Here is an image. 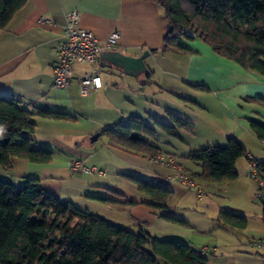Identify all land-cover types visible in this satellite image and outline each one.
Listing matches in <instances>:
<instances>
[{"label":"crops","instance_id":"0c3cea01","mask_svg":"<svg viewBox=\"0 0 264 264\" xmlns=\"http://www.w3.org/2000/svg\"><path fill=\"white\" fill-rule=\"evenodd\" d=\"M73 9L79 24L101 44L116 30L112 49L132 56L147 50V73L131 76L101 66L98 55L100 88L81 91L77 77L91 67L79 63L72 66L68 86L54 87L57 45L65 14ZM169 30L164 10L154 0H28L0 30V95L26 110L66 116L34 115L33 145L52 151L51 160L13 158L10 167L1 166L0 179L13 185L36 179L54 197L111 224L132 231L140 224L159 240L187 243L207 256V264H264L260 182L252 177L248 160H264V142L250 127L251 121L264 125V76L215 54L197 37L180 38L179 50H161ZM132 116L153 131L141 134L145 141L173 156L195 186L169 181L174 169L152 163L148 153L114 145L102 134ZM176 118L184 123L176 126ZM95 133L97 139L90 140ZM230 136L248 151V157L235 161L237 177L223 183L193 177L202 168L188 159L189 152L225 147ZM74 160L103 174L71 172ZM132 178L167 186L172 195L164 207L148 205ZM221 210L247 216L246 227L220 222ZM198 238L205 239L203 245H196Z\"/></svg>","mask_w":264,"mask_h":264},{"label":"trees","instance_id":"16d2710c","mask_svg":"<svg viewBox=\"0 0 264 264\" xmlns=\"http://www.w3.org/2000/svg\"><path fill=\"white\" fill-rule=\"evenodd\" d=\"M28 0H0V30ZM170 25L161 50H179L177 41L197 37L213 52L264 76V0H154ZM155 52V49L152 50ZM34 115L62 118L65 114L44 109L26 110L11 98L0 95V166L8 168L13 158L47 163L52 151L35 148L32 133ZM176 126L183 124L175 119ZM169 128L167 126H162ZM258 140L264 142V125L250 122ZM114 145L136 152L157 154L144 135H153L139 117L132 116L102 131ZM144 134V135H141ZM248 157L245 146L235 137L225 147L192 150L188 159L201 164L192 176L223 183L237 177L236 159ZM262 181L260 199L264 222V160L248 158ZM143 202L164 207L172 190L161 184L132 178ZM178 221L174 217H167ZM223 224L245 228L247 216L221 210ZM207 264V256L179 240H159L143 226L138 231L117 226L82 211L73 203L50 194L36 179L21 185L0 179V264Z\"/></svg>","mask_w":264,"mask_h":264},{"label":"built area","instance_id":"2783aa9c","mask_svg":"<svg viewBox=\"0 0 264 264\" xmlns=\"http://www.w3.org/2000/svg\"><path fill=\"white\" fill-rule=\"evenodd\" d=\"M119 37L118 31H112L102 44L94 33L79 24V13L76 9L70 10L65 14L62 40L57 45L56 64L53 68L52 85L56 88H63L71 82L72 66L76 63L87 64L91 68L81 72L77 77L78 84L83 93L101 87L100 68L96 65V58L101 50H109L114 47ZM149 160L154 164H160L176 171L175 176H169V181L177 179L179 183L187 186H195L186 173L178 166L175 158L171 155L162 153L153 154ZM71 172H84L103 174L101 170L89 167L80 160H74L70 166ZM251 175L260 182V192L263 186L255 174L252 167Z\"/></svg>","mask_w":264,"mask_h":264},{"label":"water","instance_id":"95a60500","mask_svg":"<svg viewBox=\"0 0 264 264\" xmlns=\"http://www.w3.org/2000/svg\"><path fill=\"white\" fill-rule=\"evenodd\" d=\"M148 54L149 52L146 50L138 56H132L124 54L118 50L109 49L101 50L98 55L101 66L116 67L127 75L137 76L139 74L147 73V67L144 60ZM98 135L99 133L93 134L90 140H96Z\"/></svg>","mask_w":264,"mask_h":264},{"label":"rangeland","instance_id":"374dc122","mask_svg":"<svg viewBox=\"0 0 264 264\" xmlns=\"http://www.w3.org/2000/svg\"><path fill=\"white\" fill-rule=\"evenodd\" d=\"M178 166H179V165H178ZM179 167H180V166H179ZM0 168H1V166H0ZM0 173H2V172L0 171ZM1 177H3V176L0 175V178H1ZM176 239H177V238H176ZM188 239H189V237L187 238V240H188ZM197 240H198V241H197L198 244H196V245H200V246H201V245L204 244L205 239H203V238H198ZM185 241H186V240H185ZM157 263H158V264H163V263H161L160 260H157Z\"/></svg>","mask_w":264,"mask_h":264}]
</instances>
